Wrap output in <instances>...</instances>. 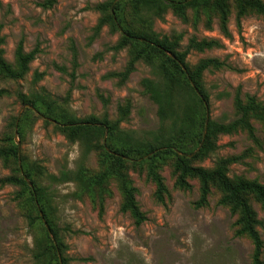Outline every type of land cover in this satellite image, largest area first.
Here are the masks:
<instances>
[{"label":"rangeland","instance_id":"374dc122","mask_svg":"<svg viewBox=\"0 0 264 264\" xmlns=\"http://www.w3.org/2000/svg\"><path fill=\"white\" fill-rule=\"evenodd\" d=\"M42 1L0 0L5 58L15 64L21 40L26 51L39 49L24 78H0V88L10 91L0 98V147L14 137L20 147L19 165L22 168L24 161L36 184L42 186L48 214L63 242L61 263L64 257L65 264H253L252 240L236 234L237 215L221 204V191L213 186L207 204L198 205L199 179L189 178L188 189L177 186L173 158L160 167L170 193L164 203L157 199L156 186L145 169L127 163L139 205L147 216L137 226L121 209L123 195L116 179L109 183L111 193L105 198L102 215L97 201L82 191L79 181L55 179L63 172L77 171L82 164L90 173L100 172L101 151L91 150L89 143H105L108 132L101 139L96 132L71 138L68 132L45 124L35 115L25 120L21 136L12 127L13 118L21 117L28 108L18 99V91L55 101L59 111L79 119L93 115L103 118L107 113L115 121L120 117V106L130 103L120 129L122 136L133 140L150 139L162 126L158 105L142 84L145 78L162 80L155 66L141 59L123 79L120 74L128 65L133 46L117 49L121 33L107 25L96 31L100 17L96 5L105 0H58L51 8L42 7ZM236 11L232 3L230 35L221 30L216 13L202 10L197 14L189 9L183 19L169 9L154 23L161 35L181 34V49L192 37L219 42L203 51L192 49L187 61L191 66L207 57L225 62L221 68L204 72L210 93L209 116L224 122L237 117L234 98L238 91L244 100L253 95L264 103V14L249 11L238 21ZM174 100L175 110L181 113L190 96L181 90ZM252 122L255 137L243 129L220 134L216 152L195 164L212 167L219 157L239 156L230 165L229 175L264 183V124L256 119ZM10 175H18L16 164L0 159V178ZM19 192L15 184H0V264H38V227L30 226ZM250 202L263 221L258 228L264 240V206L252 196ZM262 258L264 261V249Z\"/></svg>","mask_w":264,"mask_h":264},{"label":"trees","instance_id":"16d2710c","mask_svg":"<svg viewBox=\"0 0 264 264\" xmlns=\"http://www.w3.org/2000/svg\"><path fill=\"white\" fill-rule=\"evenodd\" d=\"M57 1L43 0L40 5L51 8ZM232 3L237 10L238 21L249 11L264 14V0H105L96 5L100 12L96 31L107 25L121 33L115 46L117 49L133 46L128 65L120 74L123 79L135 70L136 63L141 59L155 66L162 78L160 82L149 78L142 81L146 92L158 105V114L162 122V126L152 138L133 140L122 136L120 122L128 116L130 103L120 106V117L115 121L110 120L107 113L103 118L93 115L79 119L59 111L61 107L55 101L47 102L22 91L17 92L18 99L23 104L32 105L33 108H26L22 116L14 117L11 123L12 127L18 129L20 136L24 132L25 120L31 115L42 118L45 124H53L56 128L68 132L71 138L96 132L98 139H101L105 132H108L105 143L93 141L89 143L91 150L101 151L103 169L100 172L90 173L82 164L77 171L63 172L61 178L55 179L63 182L73 179L79 181L82 191L92 194L93 199L97 201L101 215L105 208V198L111 193L109 183L116 179L123 195L121 209L131 215L137 226L145 222L147 216L139 205L137 188L127 172V163L145 169L147 178L156 186L157 199L164 203L170 193L160 167L168 158H173L176 185L188 189L191 188L188 179L198 178L200 199L197 204L200 206L207 204L212 187H217L222 193L221 204L229 206L232 213L237 215L236 234L246 235L252 240L253 264H264L262 258L264 240L258 228L263 221L250 202L252 196L264 206V183L243 175H229L230 165L238 161L239 156L219 157L212 167L195 164V161L209 158L216 152L220 134H230L243 129L251 137H255L252 120H260L264 124V103L253 95L244 100L238 91L234 98L237 112L234 120L224 122L208 117L210 93L205 87L204 72L211 68H221L225 62L215 57H207L191 66L187 57L192 49L203 51L219 45V42L215 39L192 37L187 47L181 49V34L161 35L154 28L156 19H162L169 9L183 19L187 18V11L192 9L197 14L201 10L205 13H216L219 16L221 30L225 35H230L228 23ZM208 21L211 22V17H208ZM3 28L4 24L0 22V78L22 79L39 49L26 51L21 40L15 52L16 62L13 65L4 56L3 45L6 38L2 32ZM168 52L174 56H170ZM76 64L75 55L74 65ZM181 90L188 92L190 101L181 113H177L174 97ZM9 93L7 88H0V98ZM206 124L207 132L204 137ZM20 158V147L14 137H10L9 143L0 147V159L6 164L15 163L18 175L0 178V184L11 183L20 187L19 198L25 207V216L30 226L38 227L39 235L35 240L37 263L62 264L60 253L63 242L58 237L59 229L48 214L43 188L36 184L24 161L21 168ZM44 218L48 226L45 225ZM62 260L65 264L66 258L63 257Z\"/></svg>","mask_w":264,"mask_h":264},{"label":"water","instance_id":"95a60500","mask_svg":"<svg viewBox=\"0 0 264 264\" xmlns=\"http://www.w3.org/2000/svg\"><path fill=\"white\" fill-rule=\"evenodd\" d=\"M169 53V55L170 56H174L171 52H168ZM207 104V103H206ZM26 106L27 107H32V105H30V104H26ZM25 106V107H26ZM208 117H209V113H208ZM206 132H207V124H206V128H205V131H204V137H205V134H206ZM18 138V134H17V129H16V139ZM202 145V144H201ZM200 148V147H199ZM199 148L197 149V150H199ZM192 155V154H191ZM31 184V183H30ZM41 214L43 215V213L41 212ZM45 224H46V226H48L47 225V223L45 222Z\"/></svg>","mask_w":264,"mask_h":264}]
</instances>
